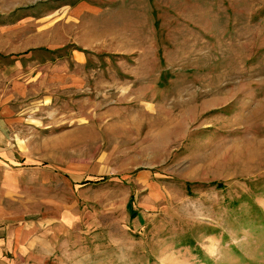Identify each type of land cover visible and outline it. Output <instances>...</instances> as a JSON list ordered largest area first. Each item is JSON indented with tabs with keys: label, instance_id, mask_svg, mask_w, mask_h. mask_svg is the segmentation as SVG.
<instances>
[{
	"label": "rangeland",
	"instance_id": "rangeland-1",
	"mask_svg": "<svg viewBox=\"0 0 264 264\" xmlns=\"http://www.w3.org/2000/svg\"><path fill=\"white\" fill-rule=\"evenodd\" d=\"M22 3L0 51L41 49L0 96L43 168L29 264H264V0Z\"/></svg>",
	"mask_w": 264,
	"mask_h": 264
},
{
	"label": "crops",
	"instance_id": "crops-1",
	"mask_svg": "<svg viewBox=\"0 0 264 264\" xmlns=\"http://www.w3.org/2000/svg\"><path fill=\"white\" fill-rule=\"evenodd\" d=\"M25 1L0 0V18L12 13L14 6L28 7L22 3ZM40 49L7 54L0 51V81L28 87L30 81L20 83L23 76L28 78L27 66L20 61ZM23 71L26 74L22 76ZM5 97L0 96V264H29L38 258L44 259L46 252L53 254L52 242L46 244L44 241L45 219L36 209L39 204L44 205L45 181L43 168L17 161V156L22 155L17 146L24 135L19 127L23 118L18 110L7 106L11 99L4 101Z\"/></svg>",
	"mask_w": 264,
	"mask_h": 264
},
{
	"label": "trees",
	"instance_id": "trees-1",
	"mask_svg": "<svg viewBox=\"0 0 264 264\" xmlns=\"http://www.w3.org/2000/svg\"><path fill=\"white\" fill-rule=\"evenodd\" d=\"M136 213H133V216H135Z\"/></svg>",
	"mask_w": 264,
	"mask_h": 264
}]
</instances>
